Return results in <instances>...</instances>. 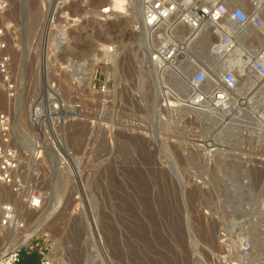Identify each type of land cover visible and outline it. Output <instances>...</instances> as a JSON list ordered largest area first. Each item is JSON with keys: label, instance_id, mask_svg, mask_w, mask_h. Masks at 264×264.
Returning <instances> with one entry per match:
<instances>
[{"label": "rangeland", "instance_id": "374dc122", "mask_svg": "<svg viewBox=\"0 0 264 264\" xmlns=\"http://www.w3.org/2000/svg\"><path fill=\"white\" fill-rule=\"evenodd\" d=\"M133 1L9 0L0 23L10 26L12 68L24 95L12 139L22 155L33 144L44 147L40 161L25 160L22 168L44 203L26 212L24 194L20 202L0 187V205L16 203L28 231L57 205L24 247L49 258L57 246L51 264H264V130L254 121L264 81L255 88L239 84L202 116L185 109L197 65L216 60L201 41L200 53L192 46L194 62L185 59L176 75L157 80ZM106 3L111 20L101 22ZM251 29L259 43L264 23ZM107 46L118 50L116 62L94 80L98 53ZM92 62L93 71L81 74ZM54 84L63 95L64 123L41 122L36 130L33 116L41 112H32L31 102L47 104ZM11 104L0 91V111ZM210 115L224 120L221 130ZM52 130L73 159L71 170L46 153ZM16 234L0 231V249Z\"/></svg>", "mask_w": 264, "mask_h": 264}, {"label": "built area", "instance_id": "2783aa9c", "mask_svg": "<svg viewBox=\"0 0 264 264\" xmlns=\"http://www.w3.org/2000/svg\"><path fill=\"white\" fill-rule=\"evenodd\" d=\"M240 0H144L142 21L139 26L147 37L148 44H159L155 51V59L152 58V68L158 74L173 71L178 72L183 67V60L187 64L194 62L191 45L195 44V50L201 52V33H205L210 39L208 56L214 58L215 63L211 66L206 64L197 65L192 76V93L183 102V107L197 112H207V109H218V103L226 100V94L235 91L241 80L248 77L242 71L241 65L245 63L249 75L254 73L260 81H264V49L259 48L257 37L247 30L256 24V20L264 23V0H250L257 8L255 13H250L242 5L234 4ZM260 3V6H259ZM10 9L9 0H0V18ZM110 3L100 8L99 20L108 22L113 10ZM63 33L66 35V29ZM187 29L185 36L180 41L181 33ZM10 26L0 23V91L8 100H16L19 96V86L12 68V47L10 44ZM58 33V32H57ZM65 35L60 38H64ZM59 39V38H58ZM65 42V39H63ZM264 43V35H263ZM64 45H61V48ZM108 49L99 51L100 62L97 65V72L94 80H98L100 69L111 68L114 63V46H107ZM44 58L43 69L46 67ZM74 64V63H72ZM71 65V64H69ZM69 66L66 68L68 69ZM66 71H70L72 67ZM101 75L103 72H101ZM214 78L216 80H214ZM211 81L212 87L208 90L203 88ZM109 80H105L100 92L106 93ZM96 88V86H95ZM53 95L47 104L31 102L34 106L32 112H41L33 116V126L39 130L41 122L53 120L58 125L64 123L63 112L65 103L60 90L54 85L49 87ZM53 104V111L49 105ZM30 104V105H31ZM29 105V109L30 108ZM9 110L0 111V187L10 190L17 200H21L24 194L25 200L22 204L28 203L30 210L37 211L43 205V196L37 190H33L25 181L23 173V155L12 139V115ZM47 112H55L53 118L44 116ZM259 122L264 127V105L259 113ZM49 146L70 167L68 159L62 150L57 136L52 130ZM37 151L30 156L36 162L43 158L44 147L36 143ZM71 168V167H70ZM20 212L14 202L5 203L0 210V228L14 231L15 228H23L24 222L19 221ZM29 244V243H28ZM27 244V246H28ZM39 244H37L38 246ZM25 245L0 253V264H20L21 253ZM33 249V248H32ZM39 255V254H38ZM41 264H51V260L44 256L40 258Z\"/></svg>", "mask_w": 264, "mask_h": 264}, {"label": "bare ground", "instance_id": "6f19581e", "mask_svg": "<svg viewBox=\"0 0 264 264\" xmlns=\"http://www.w3.org/2000/svg\"><path fill=\"white\" fill-rule=\"evenodd\" d=\"M65 1V0H64ZM246 1L247 0H240V2L242 3V6L245 8V9H255V12L257 11V8H258V5H257V7L255 6V5H253L252 3H247V4H244V3H246ZM259 2L260 1H262V0H258ZM62 3L61 4H64V2L63 1H61ZM66 2H67V0H66ZM133 3H134V7H135V17H136V20L138 21V23L139 24H141V21H142V13H143V10H144V0H134L133 1ZM259 6H260V3H259ZM12 7V6H11ZM8 13V12H7ZM7 13H5V14H7ZM4 14V15H5ZM53 15H54V13H53ZM52 20H53V17L51 18V16L49 17V20H48V25H49V28H50V26H53V25H51V23L50 22H52ZM256 22H258V21H256ZM48 28V27H47ZM254 29H249V30H247L248 31V33H253L254 31H253ZM264 30V29H263ZM48 31V29H46L45 30V32H47ZM186 31H187V29H184L183 31H182V33L181 34H183V35H181V37L183 38L184 36H185V34H186ZM49 32V31H48ZM201 37H202V42L203 43H206V45H208V49H209V44H210V41H211V39L205 34V33H201ZM63 39V38H62ZM58 41V40H57ZM146 43V42H145ZM260 43H262V45L260 46ZM60 44V46L61 45H64L63 44V42H61V43H59ZM155 43H152V44H146V47L148 48V53L151 55L153 52H154V56H153V58L155 59V51L156 50H158V48H159V44H155V46H154V49H151L149 46H151V45H154ZM194 45V48H195V44L193 43L192 45H191V49H192V46ZM258 46H259V48H261V49H264V43H263V39H260V42L258 43ZM207 47V46H206ZM56 48V47H55ZM106 49H108V47H106ZM194 49H192V51H193ZM117 53H118V50H117ZM116 51H115V53L113 54V58L114 59H116ZM48 54H50V53H48ZM50 59V58H49ZM153 59V60H154ZM214 59V58H213ZM93 60V59H92ZM96 60V59H95ZM49 61V60H48ZM47 61V62H48ZM51 61V60H50ZM94 61V60H93ZM114 62H116V61H114ZM51 63V62H50ZM203 64H205V63H203ZM189 65V64H188ZM206 65H208V64H206ZM153 66V65H152ZM208 66H211V65H208ZM182 69V67H179L178 69ZM241 68H242V71H244L245 72V74L246 75H248V77L246 78V79H244V80H241L240 82H239V84H241V83H245L246 82V85H245V87H253V88H255V87H257V86H259V85H262V81H260V78L256 75V74H254V73H252V74H250L249 75V73L247 72L248 70H247V68H246V66H245V63H242V65H241ZM87 71H90V72H92L93 71V62H92V64L91 65H89V66H87L86 68H83V69H81V74H83V75H87V74H89V73H87ZM196 71V70H195ZM171 73H173V75H176L177 73H175V72H173V71H170ZM170 72H168V73H170ZM247 72V73H246ZM154 73L156 74V79L157 80H159V79H163V76L167 73H162V74H158V73H156L155 71H154ZM77 74V73H76ZM75 74V75H76ZM214 80H216V81H218L217 80V78L215 79L214 78ZM208 83H211V81H209ZM264 84V83H263ZM18 86H19V83H18ZM238 87H239V85H238ZM244 87V88H245ZM205 88V87H204ZM203 88V89H204ZM20 89V88H19ZM21 90H19V96L17 97V99L16 100H10V102L12 103H15V104H11V106L12 107H10L9 106V110L11 111V112H13V115H14V120H13V125H12V132H11V134H13V131H14V126H15V123L17 122L16 121V118H15V109H16V111L17 112H19L18 110H20V104H21V106H22V100H23V96L24 95H22V93L20 92ZM255 97L257 98V100L260 102V103H262V105L260 106V108H259V111L258 112H256V114H255V118H254V121H256V122H258V124H257V126L259 125L260 126V128L259 129H261V130H264V127H263V125H261L260 124V122H259V120H258V118H259V113H260V111H261V108H262V106L264 105V102H263V100H262V94H261V90H258L256 93H255ZM12 110H14V111H12ZM64 113V112H63ZM198 113H200V112H198ZM55 114V113H54ZM201 114V116H202V113H200ZM33 115V114H32ZM205 115V114H204ZM44 116H46V118H50V117H52L53 118V116L49 113V112H47V113H45L44 114ZM50 116V117H49ZM199 116V115H198ZM197 116V117H198ZM206 116H207V114H206ZM212 115H210V118L211 119H214L213 121L215 122V120H217L216 122V126H215V128H216V130H221L223 127H224V120L223 119H221V118H218V119H215V117H211ZM199 118V117H198ZM202 118V117H201ZM200 118V119H201ZM196 120V119H195ZM198 120V119H197ZM202 120H203V118H202ZM213 122V123H214ZM205 126H207V125H205ZM258 126V127H259ZM59 143H60V146H61V148L64 146L60 141H59ZM62 150H63V148H62ZM37 151V148H36V144H33L29 149H28V152H29V154L28 155H23V158H22V161L24 162L25 160H30V162H31V164H36L37 162L35 161V160H32L31 158H29V157H27V156H30L31 154H33V153H35ZM209 152V151H208ZM46 153H49V154H54L55 155V157L54 158H56L57 159V161L62 165V166H64V164H65V162L55 153V151L51 148H47V150H46ZM67 156V157H66ZM27 157V158H26ZM65 157L68 159V161H69V164H70V167H73L75 164H74V162H73V159L72 158H69L68 157V155H67V153H65ZM57 163V162H56ZM74 164V165H73ZM70 167L68 168L67 166H66V168L68 169V170H71L70 169ZM260 171L258 170V175H260V173H259ZM261 176V175H260ZM258 178V177H257ZM13 197H16V196H14V195H12ZM17 199V198H16ZM20 202H21V200H20ZM43 203H44V199H43ZM2 205H4V204H1L0 205V210H1V206ZM24 208H25V211L26 212H32L33 210H30L29 209V207H28V203H27V205H25L24 206ZM57 208V205H55V204H51L46 210H45V213L43 214V218H44V220H46L45 219V217H49L50 215H51V212H53V210L54 209H56ZM44 220L42 219V221L41 222H39V224H37V226L36 227H34V229L33 230H29L28 231V226H27V223L22 219V217L21 216H19V221L20 222H24L25 224H24V227L23 228H15L14 229V233L16 234V233H19L20 235L19 236H14V238L9 242V244L7 245H5V246H3L1 249H0V253L1 252H3V251H5V250H10V249H14V248H19V247H21V246H23V245H26V244H28L31 240H32V238L34 237V236H36L37 234H39L40 232H41V230H42V228H41V223L42 222H44ZM27 226V227H26ZM26 227V228H25ZM25 228V229H24ZM22 229H24V230H22ZM30 229V228H29ZM3 229L2 228H0V231H2ZM27 231V232H26ZM17 235V234H16ZM55 248H56V250H57V246H55ZM52 249H53V247H52ZM56 250L50 255V257H49V259L51 260V261H55L57 258H58V253L56 252ZM52 251V250H51Z\"/></svg>", "mask_w": 264, "mask_h": 264}, {"label": "trees", "instance_id": "16d2710c", "mask_svg": "<svg viewBox=\"0 0 264 264\" xmlns=\"http://www.w3.org/2000/svg\"><path fill=\"white\" fill-rule=\"evenodd\" d=\"M20 264H41L40 256L37 253L22 251Z\"/></svg>", "mask_w": 264, "mask_h": 264}, {"label": "water", "instance_id": "95a60500", "mask_svg": "<svg viewBox=\"0 0 264 264\" xmlns=\"http://www.w3.org/2000/svg\"><path fill=\"white\" fill-rule=\"evenodd\" d=\"M191 83H192V79H191Z\"/></svg>", "mask_w": 264, "mask_h": 264}]
</instances>
